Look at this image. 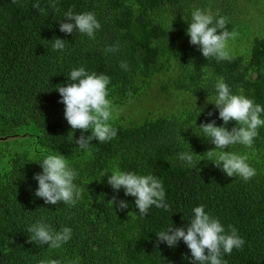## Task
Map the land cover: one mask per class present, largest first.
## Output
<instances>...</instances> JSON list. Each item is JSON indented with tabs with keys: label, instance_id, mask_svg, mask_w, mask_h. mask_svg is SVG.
Listing matches in <instances>:
<instances>
[{
	"label": "trees",
	"instance_id": "obj_1",
	"mask_svg": "<svg viewBox=\"0 0 264 264\" xmlns=\"http://www.w3.org/2000/svg\"><path fill=\"white\" fill-rule=\"evenodd\" d=\"M37 2L43 12L33 7ZM52 2L0 0V264H191L182 240L170 248L157 244L156 234L171 224L186 227L199 205L245 241L242 249L222 253L227 264H264V126L251 148L224 149L247 155L256 169L248 181L228 177L208 160L214 145L199 127L211 120L236 126L224 125L207 101H214L219 79L264 107V24L254 21L255 12L264 15V0H55L58 10ZM69 8L95 14L101 28L94 39L60 31ZM196 8L228 18L227 29L238 33L228 41L234 59L207 60L189 43L186 29ZM55 38L66 41L64 50H53ZM113 45L117 51L105 52ZM79 67L110 77L108 98L120 110L111 121L116 137L93 138L90 151L75 140L91 130L71 129L56 90ZM190 150L196 167L179 159ZM49 154H63L78 173L74 183L84 192L74 206L35 196L33 177ZM115 169L156 176L169 209L152 206L141 217L135 198L107 183ZM114 195L128 207L112 206ZM42 219L54 231L71 228V239L58 249L30 243L27 228Z\"/></svg>",
	"mask_w": 264,
	"mask_h": 264
},
{
	"label": "clouds",
	"instance_id": "obj_2",
	"mask_svg": "<svg viewBox=\"0 0 264 264\" xmlns=\"http://www.w3.org/2000/svg\"><path fill=\"white\" fill-rule=\"evenodd\" d=\"M33 7L41 12L44 11L38 2L33 4ZM50 7L58 10L55 0ZM228 23L226 16L213 14L210 9H194L191 13V22L186 29L189 43L197 46L207 60L214 58L217 61H231L234 57L228 51V41L235 39L238 33L235 30L229 31L226 27ZM100 28L101 25L93 12L75 13L71 8L64 13V19L59 24V29L63 33L71 34L76 31L91 39L95 38L96 31ZM52 47L53 50L62 51L66 47V41L55 38ZM117 50L118 45H113L107 47L105 52ZM120 67L127 70L128 64L121 62ZM68 80L70 83L66 86L56 87L61 97L59 102L64 105V117L72 130L79 129L81 133L91 130V135L81 134L75 140L76 145L85 151H90L93 138L104 143L116 137L117 129L112 126L111 121L118 117L120 110L108 98L107 86L110 77L103 73H89L83 67H79L71 70ZM215 88L217 94L214 101H207L219 110V118L224 125L234 121L236 126L229 130L223 125L217 126L215 120L199 125L204 137L214 145L213 149L220 150L218 152H214L213 149L208 150V160L221 168L228 177L238 175L248 181L256 175V169L247 163V155L224 151V149L235 144L247 148L253 146L254 139L259 135L258 128L264 126V118H262L264 107L243 94H233L222 79L217 81ZM128 95L131 97V92ZM201 111L203 109H198V114ZM207 115L212 116V112L209 111ZM194 154L191 150L181 152L179 159L189 167H196L199 160L194 164ZM213 156H215L214 160ZM39 163L42 172L34 174L33 177L38 183L35 196L42 198L46 204L56 205L63 202L70 207L74 206L82 198L84 189L74 183L78 173L69 165L65 156L49 154ZM107 183L115 192L123 188L125 196L134 197L135 207L141 217L147 215L152 206L164 210L170 207L165 202L166 194L162 181L152 174L138 175L115 169L110 176H107ZM108 202L121 211L128 207L126 201L117 200L115 195ZM193 212L194 217L186 227H173L171 224L166 230L157 233V244L164 242L171 248L182 240L190 250L191 264H227V261L221 258L222 253L231 254L233 249H242L245 244L244 239L231 225L226 232L219 219L205 211L204 205L196 206ZM27 231L31 234L28 237L30 243L47 244L53 249L60 248L72 236L71 228L63 227L60 231H54L43 219L29 226ZM40 264H60V261L41 260Z\"/></svg>",
	"mask_w": 264,
	"mask_h": 264
},
{
	"label": "rangeland",
	"instance_id": "obj_3",
	"mask_svg": "<svg viewBox=\"0 0 264 264\" xmlns=\"http://www.w3.org/2000/svg\"><path fill=\"white\" fill-rule=\"evenodd\" d=\"M254 21L257 26H261L264 24V15L262 13H259L258 11L254 13ZM255 29L257 27H254ZM10 143H12V139H9ZM5 145V141H0V146Z\"/></svg>",
	"mask_w": 264,
	"mask_h": 264
}]
</instances>
